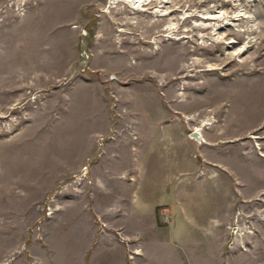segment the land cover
Masks as SVG:
<instances>
[{"label":"rangeland","instance_id":"374dc122","mask_svg":"<svg viewBox=\"0 0 264 264\" xmlns=\"http://www.w3.org/2000/svg\"><path fill=\"white\" fill-rule=\"evenodd\" d=\"M101 93L108 115L162 97L235 175L233 206L196 198L203 231L190 218L170 246L141 237L128 263L264 264V0H0V264L36 232L56 264L85 257L88 215L67 212L92 188L89 167L76 178Z\"/></svg>","mask_w":264,"mask_h":264},{"label":"crops","instance_id":"0c3cea01","mask_svg":"<svg viewBox=\"0 0 264 264\" xmlns=\"http://www.w3.org/2000/svg\"><path fill=\"white\" fill-rule=\"evenodd\" d=\"M90 97L104 110L86 117L91 125L81 132L88 139L81 168L89 167L92 188L86 205L67 212L78 217V222L83 211L90 221L88 231L79 226L75 232L72 245L86 244L85 257L81 259L80 254L75 264H129L128 251L140 254L137 240L142 237L141 242L154 240L170 246L175 240L172 229L178 233L186 229L190 218L195 229L203 231V221L192 216L203 214L196 203L200 193L214 201L231 193L232 202L227 204L234 205L235 175L222 176L213 168L212 164L220 165L212 159L213 149L205 136L201 135V142L190 138L184 113L172 112L162 97L147 102L150 109L142 107L139 97L130 102L134 110L125 108L108 115L105 95ZM166 215L169 226L164 222ZM10 236L17 237L16 231ZM27 236L21 237L26 250H18L11 264H56L49 251L51 244L43 235ZM61 242L57 239V244ZM60 264L73 263L64 259Z\"/></svg>","mask_w":264,"mask_h":264},{"label":"built area","instance_id":"2783aa9c","mask_svg":"<svg viewBox=\"0 0 264 264\" xmlns=\"http://www.w3.org/2000/svg\"><path fill=\"white\" fill-rule=\"evenodd\" d=\"M87 174H88V167H84L82 169L81 175L76 178V183L84 182L87 179ZM51 214H53V210L51 209V207H49L47 215H51Z\"/></svg>","mask_w":264,"mask_h":264},{"label":"water","instance_id":"95a60500","mask_svg":"<svg viewBox=\"0 0 264 264\" xmlns=\"http://www.w3.org/2000/svg\"><path fill=\"white\" fill-rule=\"evenodd\" d=\"M191 137H192L193 139H195L197 142H201V141H202V136H201V134H200L199 132H197V131L192 132V133H191Z\"/></svg>","mask_w":264,"mask_h":264},{"label":"bare ground","instance_id":"6f19581e","mask_svg":"<svg viewBox=\"0 0 264 264\" xmlns=\"http://www.w3.org/2000/svg\"><path fill=\"white\" fill-rule=\"evenodd\" d=\"M127 3H130V4H132L133 2H135V0H125ZM146 2V1H145ZM134 5V4H133ZM134 8H135V6H134ZM222 17H207L206 18V20H220ZM195 131H197V132H199V133H201L200 131H198V130H195Z\"/></svg>","mask_w":264,"mask_h":264}]
</instances>
